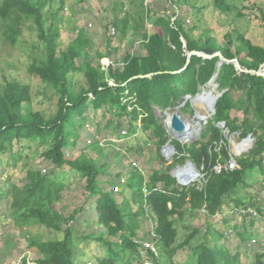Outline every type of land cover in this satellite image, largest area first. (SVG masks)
Returning a JSON list of instances; mask_svg holds the SVG:
<instances>
[{
    "label": "trees",
    "instance_id": "16d2710c",
    "mask_svg": "<svg viewBox=\"0 0 264 264\" xmlns=\"http://www.w3.org/2000/svg\"><path fill=\"white\" fill-rule=\"evenodd\" d=\"M165 1L176 11L170 14L164 8L161 14L145 5V0H128L127 4L136 9L132 13L124 10L123 1L113 2L112 27L120 40L132 30L139 36L140 49L133 54L125 52L106 66L94 62L83 28H77L76 37L59 47L63 0L58 8L54 7L55 0H0L3 42L16 46L27 34L26 41L31 39L30 48L37 52L27 71L46 83L55 97L54 110L34 111L28 84L13 80L0 85V158L8 154L12 161L6 166H17V161L27 160L28 154H24L34 145L32 153L51 167L43 173L38 166L23 164L21 186L8 177L0 179L5 216L15 226L39 225L62 235L48 241L28 237V249H34L39 257L29 263L25 255L21 264H144L142 257L152 264H264V250L250 257L220 244L224 233L210 222L222 215L225 207L263 214L254 202L264 195V76L243 70L263 68L264 47L253 44L236 28L224 34L221 44L207 32L195 39L197 27H185L182 9L190 7L198 19L203 8L191 0ZM214 9L222 14L232 6L225 0H214ZM147 21H151L150 28ZM110 51L116 53L117 49ZM192 51L208 55L218 52L227 60L236 59L243 70L225 62L219 65V56L203 59L192 55L189 59ZM76 74H82V85L74 79ZM215 75L222 95L216 101L215 113L202 124L199 139L191 144L171 140L165 128V112L180 107L194 114L190 100ZM90 123L96 137L107 128L124 143L109 140L102 144L87 127ZM123 129L126 135H121ZM139 131L155 144L162 162L161 148L169 142L176 151L175 163L192 162L201 183L178 184L171 175L174 165L165 171L154 170L146 178L135 160L112 173L108 147H118L114 151L116 168L132 151L141 156L144 144L151 143L130 139ZM236 133L242 139L248 135L253 139V147L239 157L230 153L229 136ZM232 159L236 162L233 169L229 166ZM70 177L81 179L83 200L65 214L56 204L64 199ZM259 179L261 190H253ZM198 214L207 221L202 242L194 247L190 244L198 233L193 229L177 243L180 222L187 215ZM146 221L151 222L152 231L144 235L141 232H145ZM237 235L246 251L254 248L247 243L255 242L257 234L244 230ZM144 242L151 243L155 253L144 251ZM186 247L191 249L192 258L181 263L176 260L178 252Z\"/></svg>",
    "mask_w": 264,
    "mask_h": 264
},
{
    "label": "rangeland",
    "instance_id": "374dc122",
    "mask_svg": "<svg viewBox=\"0 0 264 264\" xmlns=\"http://www.w3.org/2000/svg\"><path fill=\"white\" fill-rule=\"evenodd\" d=\"M59 1L60 0H55V8L59 7ZM114 1H123L125 3L124 10L131 11L132 13L136 10L135 7H130L129 4H127L128 0H63L64 8L62 14L64 15V20L60 25L62 34L61 39L58 42L59 47H65L69 41L76 37L77 28H83L87 33L89 40L88 47L95 63L106 64L107 66L112 60H119L125 52H130L132 54L138 52L140 49L138 35H134V32L130 30L127 37L120 40V35L112 27L115 15V10L113 8ZM225 2L232 6V9L227 13L219 14L214 9V0H191L192 4L203 9L197 19L191 14L192 10L190 7H184L182 9V14H186L184 17L185 27H197L193 31L195 39H200V37L207 32L211 37H214L219 44L223 43L224 34L227 31L236 28L253 44L264 47V20L261 18L264 16V0H225ZM145 5H149V7L152 6L161 14L163 13L164 8H167L170 14L173 11H176V9L170 6L165 0H145ZM260 9L263 11V14L259 11ZM240 13H242V17L239 16ZM150 23L151 21H147V28H150ZM113 31H115V34L112 33ZM142 32L140 31V33ZM24 38L25 40L23 39L19 41L16 46H11L8 43L3 42L0 36V85L4 84L5 81L13 80L22 84H28L31 89L32 110L49 113L50 110L52 111L55 108L53 90L46 83L29 75L27 67L33 61V57L37 55V52H34L33 49L30 48L31 39L26 41V33ZM107 40H110L109 45L106 44ZM113 48L117 49L116 53L110 51V49ZM98 54L105 57L100 59ZM106 54L111 55L107 57ZM74 79L78 82V85H82V74H76ZM212 86H209L206 90H211ZM218 93L219 91L217 87L214 89V94ZM192 107L197 112V115L203 117V120H206L209 117L210 112L206 106L192 104ZM177 110L181 114L182 120L189 124V126H193V129L188 131V141H184L182 139L183 136H176L168 126L167 114H172ZM156 113L159 115L158 110H156ZM89 116H94V113H89ZM99 117L100 115H98V119ZM95 122L96 121H93V123ZM106 122V119L102 120V125L105 126ZM93 123L88 124L87 127H89L90 132L93 133L95 138L102 144H105L109 140L119 144L124 143L123 139H117L115 136L113 137V131L107 128L102 130L96 137L95 128L91 125ZM164 123L171 140L180 141L182 144H191L197 141L200 137L201 131L197 126L196 115L190 113L188 110L183 112L180 107L168 109L165 112ZM123 130H121V135H126L127 132ZM134 138L139 144H144L145 142L151 143L147 140V136L140 131L130 139L133 140ZM229 140L230 153L235 156L233 150L238 144L242 143L243 139L238 133H236L230 135ZM144 146V152L141 156L137 157V155H135L136 153L132 151L127 155V158H123V160L119 161L117 168L115 167L114 151H116L118 147L116 149H111L109 146L106 153L110 155L108 157V162L111 165L110 171L112 173L121 171L122 166H128L132 160H135L136 165L142 170L147 178V176L154 170L165 171L169 165H174V170H176L185 165V163H175L176 151L171 146H163L161 148V155L164 158L163 162L157 157L155 151L156 146L154 143H151L150 145L144 144ZM33 150H35L34 145L31 149L26 150L24 154H28L27 160L25 157L24 160L21 159L17 161V166H6V162L12 161L8 154L1 157L0 179L8 177L11 182L21 186L24 184L25 174L23 164H28L29 166L34 165V167L38 166L42 169L43 173L49 172L51 169L49 163L43 162L41 157L35 156L32 153ZM38 151H40V149H38ZM241 155L238 154L236 157ZM229 166L232 169L235 168L236 162L234 159L229 162ZM216 169L220 170V167L218 166ZM124 180L125 178L123 177L120 179L121 182H124ZM192 183L200 184L201 175L198 180ZM253 190H261L260 179L254 184ZM82 192L81 179L78 177H70L68 187L63 191L64 199L61 203L56 204V207L58 209H63L65 214L70 213L75 206H80L82 204ZM254 204L257 207L260 206L262 208L263 214L259 215L258 212H254L252 209L233 211L232 208L229 209L228 207H225L222 215L219 214L215 219L210 220L215 228L224 233L223 239L219 241L220 244H225L232 252L238 250L242 255L247 254L250 257H254L257 250H260V252L264 250V195L259 196ZM6 210V203L0 201V264H21L25 255L27 256L26 259L29 263L35 261L39 256L34 249H28V237L42 241L57 240L62 237L60 233L47 230L39 225H30L27 227L24 225L15 226L12 221L5 216ZM224 218L229 220L228 223L223 221ZM206 223V218L201 214L195 215L194 217L188 215L185 216L183 222H180L178 225L177 243L183 242L185 237L188 236L193 229H197L198 233L192 239L190 244L193 247L200 244L202 242V236L206 232ZM143 230L145 232L142 231L141 234L144 235L149 234L152 231V224L150 221L145 222ZM244 230L257 234V238H254L255 242L250 241L247 243L249 247L253 248L254 246L253 249L248 251L244 248L245 245L243 244L245 243H242L237 235ZM103 252L106 253L105 250H103ZM192 254L191 249L186 247L179 250L178 258L176 260L181 263L188 262L187 258L191 260ZM141 260H144L145 264H152L151 262L146 263V257H142Z\"/></svg>",
    "mask_w": 264,
    "mask_h": 264
},
{
    "label": "water",
    "instance_id": "95a60500",
    "mask_svg": "<svg viewBox=\"0 0 264 264\" xmlns=\"http://www.w3.org/2000/svg\"><path fill=\"white\" fill-rule=\"evenodd\" d=\"M186 46V43L184 44V47ZM192 55H197L199 57H202L203 59H212L214 57L219 56L221 61L219 63V65H221L222 62L228 63V64H234V66L236 67L237 70H243L240 66V64L238 63V61L236 59L233 60H227L225 58H223L221 56L220 53H215L213 55H208L205 54L203 52H195L192 51L188 54V58L190 59V57ZM189 62V61H188ZM246 73H251V74H256L259 76H264V65L263 68L259 71H249V70H243ZM150 76V75H149ZM141 77H148V76H141ZM215 79H216V75L210 80V82L208 83V85L206 87H202V91H200L198 94H196L191 100L190 103L191 105L193 104L194 101H199L201 100V102L204 103V105L206 106V108L209 110V116L213 115L215 113V104L216 101L218 100V98L222 95V92L218 93V94H214V89L218 87L217 84H215ZM214 84V85H213ZM213 85V86H212ZM211 87V90L207 91L206 88ZM190 99L189 96L186 97V101H188ZM185 101V103H186ZM183 103L181 106H184ZM196 115L197 118V126L199 128V130H202V124H204L206 122V120H203V117L197 115V112L195 111L194 113ZM167 119H168V126L170 128V130L176 135V136H183L184 134L187 133L188 131V127H187V123H185L182 120V116L179 113V111L177 110L176 112L172 113V114H167ZM221 127H224V123H220ZM242 144H245V147L243 148V150L239 153L240 155L242 153H246L248 152L253 144V139L251 137V135H248L245 139H243L242 143L238 144L237 147L240 148L242 146ZM166 146H171L172 148H174L169 142L166 143ZM238 154H235V156ZM180 169H185V174L187 176H189L190 173L194 172V176H200V173L198 172V170L196 169V167L193 165L192 162L190 161H186L185 165L183 167H179L176 170L172 171L171 175L177 179L178 181V175L176 174V172ZM196 172V173H195ZM192 182V180L185 182L183 184L178 183L182 186H188L190 183Z\"/></svg>",
    "mask_w": 264,
    "mask_h": 264
},
{
    "label": "bare ground",
    "instance_id": "6f19581e",
    "mask_svg": "<svg viewBox=\"0 0 264 264\" xmlns=\"http://www.w3.org/2000/svg\"><path fill=\"white\" fill-rule=\"evenodd\" d=\"M193 104H196V105H204V103L203 102H201V100H199V101H194L193 102ZM205 106V105H204ZM187 125V127L189 128L188 129V131H191L192 129H193V126H189V124H186ZM188 131H187V133L186 134H184L183 135V140L184 141H188ZM245 147V144H242V146L240 147V148H238V147H235L234 148V150H233V152H234V154H239L242 150H243V148ZM166 150V149H165ZM196 173V172H195ZM176 174L178 175V181H179V183H181V184H183V183H185V182H188V181H190V180H192V182H194V181H196V180H198V178L200 177V176H194V172L193 173H190L189 174V176H187L186 174H185V169H180V170H178L177 172H176ZM191 182V183H192ZM190 183V184H191Z\"/></svg>",
    "mask_w": 264,
    "mask_h": 264
},
{
    "label": "built area",
    "instance_id": "2783aa9c",
    "mask_svg": "<svg viewBox=\"0 0 264 264\" xmlns=\"http://www.w3.org/2000/svg\"><path fill=\"white\" fill-rule=\"evenodd\" d=\"M112 33L115 34V31H113ZM143 245H144V248H145L144 251L147 250V249H150V250H152V251L155 253V249H154V247H153V245H152L151 243H149V242H144ZM146 260H147L146 263H147V262L150 263V261L148 260L147 257H146ZM144 264H145V261H144Z\"/></svg>",
    "mask_w": 264,
    "mask_h": 264
}]
</instances>
